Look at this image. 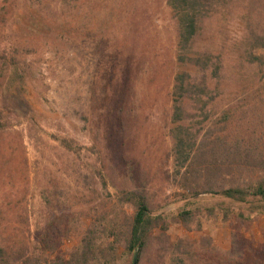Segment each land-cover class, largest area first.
I'll list each match as a JSON object with an SVG mask.
<instances>
[{
  "label": "rangeland",
  "instance_id": "rangeland-1",
  "mask_svg": "<svg viewBox=\"0 0 264 264\" xmlns=\"http://www.w3.org/2000/svg\"><path fill=\"white\" fill-rule=\"evenodd\" d=\"M86 3L0 0V240L32 244L37 230L60 221L63 253L80 245L88 209L118 201L101 182L94 193L91 170L99 155L88 150L98 136L105 168L116 181L128 166L141 170L153 208L169 216L172 239L210 237L228 251L238 230L247 243L262 244L264 216L252 215L244 225L232 216L225 223L224 210L249 216L251 209L221 197L189 199L179 187L170 135L178 25L166 0H136L135 14L115 28L114 41L80 32L84 10L77 7ZM124 46L133 53H123ZM13 57L29 72L24 92L7 90ZM124 101L130 121L122 135L117 113ZM60 139L76 142L82 156L65 150ZM184 210L201 212V232L176 224ZM159 249L155 241L144 264L155 262ZM120 264H129L122 254Z\"/></svg>",
  "mask_w": 264,
  "mask_h": 264
},
{
  "label": "trees",
  "instance_id": "trees-1",
  "mask_svg": "<svg viewBox=\"0 0 264 264\" xmlns=\"http://www.w3.org/2000/svg\"><path fill=\"white\" fill-rule=\"evenodd\" d=\"M135 1L87 0L77 7L84 10L80 32L114 41L115 28L125 27L127 16L135 14ZM166 5L178 25L170 135L179 187L189 199L221 197L251 209L249 216L224 210L225 223L232 216L241 225L253 222L252 215L264 216V0H166ZM13 59L16 70L7 90L24 92L29 72ZM119 106L123 135L130 119L125 101ZM97 138L88 150L99 155L91 170L97 178L94 193L100 192L101 182L118 201L110 208L88 209L89 226L73 250L63 253V225L50 221L37 230L32 244L0 240V264H120L121 254L129 264H144L155 241L160 249L151 264H264V238L260 245L247 243L238 230L232 232L228 251L210 237L172 239L169 216L153 208L141 170L128 166L116 181L105 168ZM57 141L82 156L76 142ZM200 214L184 210L176 224L201 232Z\"/></svg>",
  "mask_w": 264,
  "mask_h": 264
}]
</instances>
